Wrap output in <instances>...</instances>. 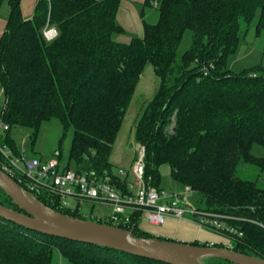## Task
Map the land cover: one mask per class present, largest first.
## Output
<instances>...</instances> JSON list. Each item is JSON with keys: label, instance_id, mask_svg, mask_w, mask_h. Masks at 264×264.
I'll return each instance as SVG.
<instances>
[{"label": "trees", "instance_id": "obj_1", "mask_svg": "<svg viewBox=\"0 0 264 264\" xmlns=\"http://www.w3.org/2000/svg\"><path fill=\"white\" fill-rule=\"evenodd\" d=\"M5 1L0 120L9 129L0 134V145L21 158L12 129H31L35 143L43 125L57 119L74 129L70 162L75 169L107 173L128 193L111 155L150 65L158 88L134 127L136 143L145 148L146 181L161 189L160 170L168 166L175 183L200 197V208L240 219L229 224L242 236L234 235L227 246L191 244L229 247L264 260V187L239 175L241 165L264 172V155L254 153L264 150V68L235 73L228 65L252 27L257 34L264 30V0H160L158 21L144 23L143 37L129 43L115 40L125 34L117 22L122 0H39L31 19L23 16L22 0H0V9ZM47 25L59 32L51 42L43 35ZM186 31L193 33L192 45L179 57ZM9 175L50 209L87 220L78 205L66 207L48 193L31 190L22 173ZM0 204L19 211L1 187ZM141 217L135 213L120 227L133 237L176 241L144 231ZM94 221L111 225L106 217ZM55 251L71 264H164L49 236L0 217V264H52Z\"/></svg>", "mask_w": 264, "mask_h": 264}, {"label": "built area", "instance_id": "obj_2", "mask_svg": "<svg viewBox=\"0 0 264 264\" xmlns=\"http://www.w3.org/2000/svg\"><path fill=\"white\" fill-rule=\"evenodd\" d=\"M154 6H158L156 0ZM43 35L51 42L58 37L59 32L56 27L47 25L43 29ZM253 76L256 77L255 74ZM8 129L9 125L0 120V134ZM0 153L4 159L0 163L5 172L11 175L22 173L28 179L31 190L48 193L60 199L64 206L65 200L111 205L114 214L106 218L113 226H126L131 222L132 215L138 213L157 226L164 224L168 218H174L190 221L203 230L225 232L230 238L236 234L242 236L241 232L229 224V221L240 219L192 206L188 197L192 193L190 189L186 188L182 193H167L148 183L145 178V148L140 144L136 146V160L132 167L136 180L134 184L128 183V193L118 189L107 173L62 170L60 162L56 160L44 162L42 159L32 158L24 161L22 157H14L12 151L3 145H0ZM126 175L125 172L120 173L121 177L126 178ZM135 186H138L137 192L133 191Z\"/></svg>", "mask_w": 264, "mask_h": 264}, {"label": "rangeland", "instance_id": "obj_3", "mask_svg": "<svg viewBox=\"0 0 264 264\" xmlns=\"http://www.w3.org/2000/svg\"><path fill=\"white\" fill-rule=\"evenodd\" d=\"M39 0H22L21 8L25 19H31L34 14L35 6ZM154 15L157 14L155 8H150ZM150 11V12H151ZM9 14L8 1L3 3L0 9V36L4 32L6 20ZM127 36V34H123ZM193 33L186 31L182 42L178 49L179 57H181L186 51H188L192 45ZM229 68L235 72L240 73L244 70H248L256 67L264 68V30L260 33H256V29L252 27L241 40L237 50L229 56L228 59ZM148 70V71H147ZM149 70L153 74V67L148 65L146 71H144L142 80H147L149 76ZM154 75V74H153ZM152 99V98H151ZM151 99L141 98L137 99L136 93L133 97L131 104L127 110L126 117L123 124L122 136L126 130H130L129 134H125L127 137V145L124 154V164L122 169L130 171L131 175L129 181L135 183V176L132 172V167L136 160V146L137 143L134 139V127L140 118L146 104ZM5 102V93L2 84L0 83V115L2 113ZM5 134V132H2ZM33 131L28 128H14L11 131V139L15 143L18 152L21 154L22 160L28 161L32 158L42 159L44 162L48 160H56L60 162L61 169H65L69 166L70 169L75 170V164L70 162V152L73 146L74 129L72 127L65 129L62 124L53 119L43 125L35 143L32 142ZM256 155H264V150L256 148L254 150ZM125 171V172H126ZM118 172L115 169L116 173ZM239 175L243 179L251 180L257 183L261 188L264 187V172L259 168L248 165H241L239 168ZM160 188L164 189L167 193H182L186 191V188L181 184L175 183L170 175L169 167L164 166L160 170ZM138 186H135L133 191L137 192ZM190 203L192 206L202 207L203 203L200 202V197L195 193L188 194ZM66 207L79 206V212L82 216L86 217L88 221L99 220L105 217H112L114 214V208L108 204L96 203L93 204L90 201L81 200L77 202L75 200H65ZM211 233L218 234L225 238L226 244L230 243V238L225 232H215L208 230ZM200 241V240H199ZM202 242V241H200ZM209 243V242H208ZM211 244V243H210ZM221 244H224L221 243ZM204 264H220L215 259H202ZM52 264H71L68 260L62 258L60 254L55 251L53 253Z\"/></svg>", "mask_w": 264, "mask_h": 264}, {"label": "water", "instance_id": "obj_4", "mask_svg": "<svg viewBox=\"0 0 264 264\" xmlns=\"http://www.w3.org/2000/svg\"><path fill=\"white\" fill-rule=\"evenodd\" d=\"M0 187L19 211L0 204V217L49 236L91 246L107 247L164 264H204L219 259L232 264H264V260L228 247L197 246L180 241L137 238L121 227L76 219L54 211L24 190L0 168Z\"/></svg>", "mask_w": 264, "mask_h": 264}, {"label": "crops", "instance_id": "obj_5", "mask_svg": "<svg viewBox=\"0 0 264 264\" xmlns=\"http://www.w3.org/2000/svg\"><path fill=\"white\" fill-rule=\"evenodd\" d=\"M157 2L160 0H156ZM147 0H122L119 11L117 14V22L125 29V35H117L115 36V40L122 43H129L133 37H143L144 34V23L155 24L159 19L158 8L154 6V2L152 4L147 5ZM150 8H155L157 14L154 15ZM151 11V12H150ZM146 71V68H145ZM148 71V70H147ZM154 74V75H153ZM153 74L151 70H149V76L147 80H140L137 89L136 96L137 99L145 97V99H151L154 97L159 80L156 77L153 69ZM143 76V75H142ZM142 78V77H141ZM135 96V95H134ZM124 124V123H123ZM123 128V126H122ZM117 137L113 153L111 155V163L114 165L115 169L118 170L116 172V176L120 177L121 172H125L122 169L124 164V154L127 145V137L125 134H129V129L125 131L124 136H122V129ZM170 172V169H169ZM126 178L122 177V179L126 180L128 183H132L129 181V177L131 175L130 171L125 172ZM140 227L154 235L155 237H162L173 239L180 242L190 243L195 240H200L202 242H209L211 244H221L224 242V245L227 246L225 238L222 236L211 233L208 230L200 229L194 223L186 220H177L174 218H168L164 224L157 226L151 224L146 219L141 217ZM230 244V243H229Z\"/></svg>", "mask_w": 264, "mask_h": 264}]
</instances>
